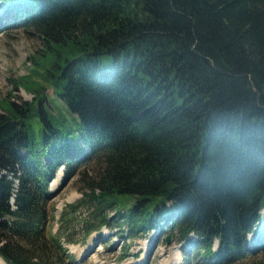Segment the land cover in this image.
Segmentation results:
<instances>
[{"label":"trees","instance_id":"trees-1","mask_svg":"<svg viewBox=\"0 0 264 264\" xmlns=\"http://www.w3.org/2000/svg\"><path fill=\"white\" fill-rule=\"evenodd\" d=\"M0 3L44 43L16 81L35 101L0 100L2 261L70 264L44 232L47 186L90 160V196L133 197L115 217L134 231L191 233L206 264L264 249V0Z\"/></svg>","mask_w":264,"mask_h":264},{"label":"rangeland","instance_id":"rangeland-1","mask_svg":"<svg viewBox=\"0 0 264 264\" xmlns=\"http://www.w3.org/2000/svg\"><path fill=\"white\" fill-rule=\"evenodd\" d=\"M4 7L0 3V100L7 98L17 105L30 103L35 101L34 93L16 81L30 74L29 57L41 55L44 43L32 29L14 23ZM45 65L46 61L38 71L44 72ZM31 80L46 97L43 104L48 105V101L55 111L56 107H64L52 78L33 76ZM98 166L97 160L83 161L69 175L67 167L60 166L48 182L50 197L45 203L44 232L57 237L65 260L70 264H206L202 250L196 247L197 236L190 233L183 238L169 227L136 232L123 221L124 217L118 220L115 213L126 211L133 197L120 195L111 206L101 205L91 197L88 181L95 177ZM58 175L59 182L53 187ZM103 217L105 220L100 223ZM70 246L77 248L73 251ZM211 249H217L216 241ZM235 264H264V249Z\"/></svg>","mask_w":264,"mask_h":264},{"label":"bare ground","instance_id":"bare-ground-1","mask_svg":"<svg viewBox=\"0 0 264 264\" xmlns=\"http://www.w3.org/2000/svg\"><path fill=\"white\" fill-rule=\"evenodd\" d=\"M59 175L53 180V183H52V186L53 187H55L57 184H58V182H59ZM60 206H61V204H60ZM75 247V246H74ZM73 246H70V248L74 251V249L76 250V248H74ZM81 253V252H80ZM80 253H79V255H80ZM0 264H5L4 263V261H2L1 259H0Z\"/></svg>","mask_w":264,"mask_h":264},{"label":"water","instance_id":"water-1","mask_svg":"<svg viewBox=\"0 0 264 264\" xmlns=\"http://www.w3.org/2000/svg\"><path fill=\"white\" fill-rule=\"evenodd\" d=\"M166 240H167V241H169V239H168V238H167ZM5 264H6V263H5Z\"/></svg>","mask_w":264,"mask_h":264}]
</instances>
